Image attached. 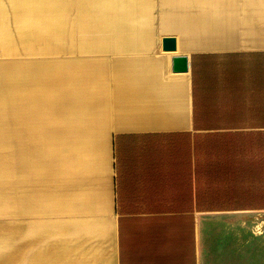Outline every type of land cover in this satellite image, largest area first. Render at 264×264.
<instances>
[{
    "label": "crops",
    "instance_id": "crops-1",
    "mask_svg": "<svg viewBox=\"0 0 264 264\" xmlns=\"http://www.w3.org/2000/svg\"><path fill=\"white\" fill-rule=\"evenodd\" d=\"M231 5L216 46L179 30L124 34L93 72V105H78L77 118L59 128L72 133L65 138L31 136L50 122L39 115L37 64L0 63V217H29L34 228L42 218L48 235L78 228L72 218L61 226L55 219L56 157L61 186L69 185L63 203L78 221L101 217L113 264H258L264 0ZM163 41L176 49L162 51ZM175 56L189 58L187 72H173ZM94 146V155L81 150ZM91 156L100 161L99 183L81 169L72 181L76 161Z\"/></svg>",
    "mask_w": 264,
    "mask_h": 264
},
{
    "label": "rangeland",
    "instance_id": "rangeland-1",
    "mask_svg": "<svg viewBox=\"0 0 264 264\" xmlns=\"http://www.w3.org/2000/svg\"><path fill=\"white\" fill-rule=\"evenodd\" d=\"M0 0V63H35L43 64L48 63L50 68L45 70L43 74L46 77V93L53 98V95L64 93L69 95L80 94L82 93V88H80L76 81L69 79V75L74 73L75 69H65L64 75L66 78L63 80L64 85L59 87V82H55L54 78H59L56 76L59 74V70H54L53 66L57 64H76V62L87 61L93 57L102 58L104 55L96 52L91 54L90 52H83L80 47V36H74L73 33L78 32V27L76 26V21L80 16H91V14L81 15V12L77 10L76 4L77 1L71 4L72 10H64L65 5L61 4L56 8L58 11H48L42 7H47L49 5L46 2L47 0ZM36 1V2H35ZM54 0L53 3H56ZM155 15L156 22L155 25H158L161 20V9L159 7V0H155ZM17 5H26L27 9H30V12L22 14V11L12 10L11 7ZM42 11H37V10ZM26 16V17H25ZM38 20V21H37ZM34 21L44 22L45 27L35 28L38 26ZM34 22V23H33ZM48 23L58 26L60 28H51ZM25 26H28L24 28ZM32 27V28H29ZM60 31V33H58ZM30 32H47L51 33L49 36H42L41 38H35L30 35ZM56 32L58 34H56ZM49 33V34H50ZM197 39H209L214 40L213 37H194ZM221 39V36L220 38ZM181 41H188L186 36L181 37ZM113 43L112 48H110L111 53H113L114 46L118 49L120 43H124L127 39L117 38ZM83 43L91 44L89 41ZM166 41H163L162 51H168L171 49H176V46L171 45L169 48L165 45ZM179 47H181L179 45ZM185 47V46H182ZM178 50V49H177ZM173 50L168 53L170 55L182 52L183 50ZM189 51V50H187ZM95 55V56H94ZM106 57V56H105ZM57 73V74H56ZM56 76V77H55ZM61 88H63L61 90ZM75 102L66 101L64 102H49L50 110L54 111L50 117V122H45V131L40 133H34L31 136L34 137H45L51 136L54 139H61L67 137L66 135L72 134L68 132L61 131L59 128L64 127L62 124L65 121H70L76 119L77 116H73V111H77L78 106L72 105ZM79 105L81 103L79 102ZM62 106H66L65 113L61 111ZM61 111L59 114L58 112ZM38 120V119H37ZM32 124L34 129L40 128L39 124L36 121V118H32ZM38 124V125H37ZM58 137V138H55ZM71 138V137H70ZM86 138V137H78ZM77 138V139H78ZM91 138H95L91 137ZM76 139V138H75ZM102 145L107 142V138H100ZM87 150L94 155L97 151V146L81 149ZM92 159V160H90ZM82 162V165L77 167V170H74L72 173L73 180L77 176V173L82 170L85 171L83 176L87 178L94 179L96 183H99V168L100 161L94 159V157H86L84 161H76L79 163ZM59 163L55 157L53 164V175H54V191H55V207L56 214L55 219L61 225L67 219L72 224H77L76 230L72 231V227H60L56 234L48 235L49 231H46L42 222L43 219L40 218L39 228H34L32 219L25 217L24 219L13 217H0V264H5L9 260V264H50V257L57 253L59 256L58 264H70L72 261L75 264H113V252L110 238H108V232H104V226L102 230L98 231V223L101 222V217L97 216L95 219L90 218L88 223L85 220L78 221L72 212L69 210L68 205L63 203V189L68 192L66 202L69 198V185L66 183V186L63 188L60 183V174H59ZM81 169V171H79ZM79 171V172H78ZM65 208H68L67 211ZM255 231L257 234L256 240V250L258 256V264H264V215L255 216ZM81 222V224H80ZM86 224V228H82V225ZM71 229V232H70ZM95 230V231H93ZM108 230V228H107ZM12 242L8 244V242ZM7 244V245H6ZM32 257L36 260H32Z\"/></svg>",
    "mask_w": 264,
    "mask_h": 264
},
{
    "label": "bare ground",
    "instance_id": "bare-ground-1",
    "mask_svg": "<svg viewBox=\"0 0 264 264\" xmlns=\"http://www.w3.org/2000/svg\"><path fill=\"white\" fill-rule=\"evenodd\" d=\"M47 7H42L48 11H58L59 5H65L64 10H72L71 4L73 0H59L53 3L54 0H47ZM76 8L81 12V15L91 14V16H80L76 21L78 32L73 33L74 36H80V47L83 52H90L91 54L104 55L102 58L93 57L87 61L76 62V64H57L53 66L54 70H59V78H54L55 82H59V87L63 86L65 69H75L74 73L69 75V79L76 81V84L82 88V93L67 95L58 93L53 95V98L46 93V77L43 72L50 68L48 63L37 64L38 77V100H39V115L41 118L50 117L54 112L51 111L49 102H75L76 107L81 103L83 107L93 105L95 101L94 81L95 75L93 72L95 68L104 66L108 63V50L112 48L115 39L124 37V34H131L140 31H149L150 33L156 30H163L173 32L179 30L186 35L194 37H213L211 46L218 44L221 36V18L225 13L228 17L233 16V5L230 6L234 0H159V7L161 9V20L158 25H155V0H76ZM31 3V0L29 1ZM36 2V1H35ZM42 11V9L37 10ZM38 21V20H37ZM34 21L35 28H42L44 22ZM33 22V23H34ZM61 25V23H59ZM50 23L51 28H60ZM45 27V26H44ZM50 33V32H49ZM47 32H34L35 38L42 36H49ZM60 33V31H58ZM56 32V34H58ZM89 41L91 44L83 43ZM124 43H122L123 45ZM95 56V55H94ZM106 56V57H105ZM55 76V77H56ZM85 107V108H86ZM62 106L63 114L67 109ZM61 111L58 113L60 114ZM43 144H49L48 138L46 141L42 139Z\"/></svg>",
    "mask_w": 264,
    "mask_h": 264
},
{
    "label": "water",
    "instance_id": "water-1",
    "mask_svg": "<svg viewBox=\"0 0 264 264\" xmlns=\"http://www.w3.org/2000/svg\"><path fill=\"white\" fill-rule=\"evenodd\" d=\"M189 68V58L186 56H175L173 58V72H187Z\"/></svg>",
    "mask_w": 264,
    "mask_h": 264
}]
</instances>
